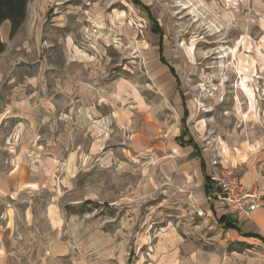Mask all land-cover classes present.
<instances>
[{
	"label": "rangeland",
	"instance_id": "obj_1",
	"mask_svg": "<svg viewBox=\"0 0 264 264\" xmlns=\"http://www.w3.org/2000/svg\"><path fill=\"white\" fill-rule=\"evenodd\" d=\"M9 30L3 264H264L185 161L264 193V0H29Z\"/></svg>",
	"mask_w": 264,
	"mask_h": 264
},
{
	"label": "crops",
	"instance_id": "obj_2",
	"mask_svg": "<svg viewBox=\"0 0 264 264\" xmlns=\"http://www.w3.org/2000/svg\"><path fill=\"white\" fill-rule=\"evenodd\" d=\"M186 156V162L197 163L196 160H198L199 171L203 177L200 193L203 196H207L206 185L211 169L207 174L205 160L194 148H191ZM255 179L257 178L254 176H244L241 181L247 185L253 183ZM258 187L264 189V185L258 184ZM209 205L221 209L216 212L217 220H219V225L225 230V236L231 241V244L241 245L245 250L254 245L256 241H261L264 244V207L254 210L249 217H245L216 202L209 201ZM262 263H264V260H262ZM0 264H3V262L0 261Z\"/></svg>",
	"mask_w": 264,
	"mask_h": 264
},
{
	"label": "built area",
	"instance_id": "obj_3",
	"mask_svg": "<svg viewBox=\"0 0 264 264\" xmlns=\"http://www.w3.org/2000/svg\"><path fill=\"white\" fill-rule=\"evenodd\" d=\"M216 158L211 159L212 170L208 175L209 187L207 199L231 209L245 217L264 207V193L257 187L244 184L237 177L221 176L215 168L219 164Z\"/></svg>",
	"mask_w": 264,
	"mask_h": 264
},
{
	"label": "trees",
	"instance_id": "obj_4",
	"mask_svg": "<svg viewBox=\"0 0 264 264\" xmlns=\"http://www.w3.org/2000/svg\"><path fill=\"white\" fill-rule=\"evenodd\" d=\"M29 0H0V25L4 21H9L10 30L9 35L12 36L20 27L23 22L26 11L27 3ZM3 49V43L0 40V51ZM209 179L206 185L208 191Z\"/></svg>",
	"mask_w": 264,
	"mask_h": 264
}]
</instances>
